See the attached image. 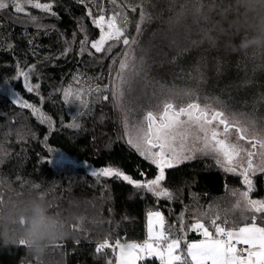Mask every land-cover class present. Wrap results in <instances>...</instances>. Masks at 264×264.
Returning <instances> with one entry per match:
<instances>
[{
	"label": "trees",
	"instance_id": "obj_1",
	"mask_svg": "<svg viewBox=\"0 0 264 264\" xmlns=\"http://www.w3.org/2000/svg\"><path fill=\"white\" fill-rule=\"evenodd\" d=\"M119 1L139 4V0ZM53 2L56 17L28 9V14L38 17L35 23L11 7L0 11V188L11 185L13 190L23 194L27 182H39L45 188L51 186L54 190L48 193L47 200L52 204L53 214L65 219L78 218L72 222L71 235L48 249L43 264H104V257L95 253V243L108 234L142 240L149 210L161 211L168 224L178 228L177 218L182 212L187 222L197 209L207 210V205L214 201L224 204L227 190L242 188V185L239 177L223 172L210 157L166 169L163 186L173 193L172 200L157 199L114 178L97 181L92 177V170L107 166L119 167L135 179L154 178L156 169L123 140L121 122L116 113L111 112L114 105L111 96L101 101L96 99V94L94 98L85 95L82 99L88 101L87 107L75 96L65 100L63 92L69 87L76 92L83 84L109 86L112 67L115 69L118 65L113 61H119L121 51L117 53L115 49L109 55L96 53L94 57L87 51L81 54L85 35L90 40L99 36V30L87 16L88 8L78 0ZM86 3L92 7L94 15L102 6L106 15L111 13L105 6H112L109 0H86ZM182 3L183 0H148L143 8L151 19L141 25L139 36L135 25L140 19V7L135 12L130 7L124 8L133 21L128 34L137 37L136 53L146 73V58L158 49L155 35L172 13V6ZM87 47L90 49V45ZM65 49H70L67 55L63 54ZM260 51L264 61V49ZM17 65L24 71L34 66L30 82L39 84V89L27 91L22 78H16ZM14 96L50 116L55 130L41 123L39 114L33 116L30 109L13 104ZM245 107V112H249L250 104ZM73 123L80 124L81 128L65 127ZM124 149L151 167L154 174L141 177L127 166L105 158V155L122 154ZM57 160L62 164L53 162ZM254 179L259 189L253 198H264L262 177ZM81 218L84 230L75 231L74 228L81 226ZM198 238L196 233L188 234L189 240ZM0 264L38 262L28 254L26 246L0 244Z\"/></svg>",
	"mask_w": 264,
	"mask_h": 264
},
{
	"label": "snow or ice",
	"instance_id": "obj_2",
	"mask_svg": "<svg viewBox=\"0 0 264 264\" xmlns=\"http://www.w3.org/2000/svg\"><path fill=\"white\" fill-rule=\"evenodd\" d=\"M109 2L114 6L110 15H106L103 7L94 15L86 0H78L88 8L87 16L99 30L98 39L90 40L85 35L80 52L87 51L90 57L96 53L109 55L114 48L123 46L122 58L113 61L119 67L111 77L110 86L81 88L74 93L75 99L87 107L88 101L82 99L85 95L95 93L96 99L101 101H107L111 96L113 104L121 112L126 143L155 167L156 174L154 178L135 179L119 167L107 166L92 170L90 175L97 181L114 178L157 199L172 200L173 193L163 186L166 169L196 159L199 154L212 158L223 172L239 177L242 188L228 189L224 204L214 201L207 205V210L197 209L187 222L182 212L177 218L178 228L168 224L161 211L149 210L146 235L142 240L108 234L95 243V253L104 257V264H155L157 261L159 264H264V198H253L259 189L254 178L264 174V117L240 115L229 111L226 106L217 107L207 100L202 101L196 90L186 89L177 94L183 99L165 96L154 105L141 108L138 118L130 119L132 109L125 103L126 92L131 91L133 76L143 71V61L138 70L133 49L138 40L128 34L133 21L124 8L130 7L135 12L140 7V19L135 25L139 36L141 25L151 19L143 8L148 0H139V4L132 5L118 3V0ZM10 7L18 14L24 13L33 23L38 17L26 13V7L57 16L53 0H0V11ZM196 11L199 12V9ZM185 15L182 8L176 22L179 23ZM68 51L70 49H65L63 54L67 55ZM33 70L34 66L24 71L17 65L16 78L23 77L24 87L29 93L40 87L30 83L29 74ZM198 79L203 82L202 73ZM63 95L67 101L73 95L71 87L65 89ZM12 103L30 109L33 116L39 114L40 122L55 130L52 118L41 113L35 105L18 96H14ZM65 127L80 129L81 125L73 123ZM139 175L146 177L147 174L139 171ZM80 225L74 230H84L83 218ZM190 232L200 238L189 240ZM19 244L26 246L24 241Z\"/></svg>",
	"mask_w": 264,
	"mask_h": 264
},
{
	"label": "rangeland",
	"instance_id": "obj_3",
	"mask_svg": "<svg viewBox=\"0 0 264 264\" xmlns=\"http://www.w3.org/2000/svg\"><path fill=\"white\" fill-rule=\"evenodd\" d=\"M105 6L107 11L112 12L113 5ZM102 7L105 9L104 6ZM29 8L26 7V13ZM182 8L186 15L177 23V16ZM172 9V13L155 35L158 49L154 55L146 58L148 74L143 68L139 75L133 76L131 91L126 92L125 103L132 109L130 119L138 118L141 108L150 107L165 96L173 95L177 100L183 99L182 95L177 94L183 93L186 89L196 90L202 101L207 100L217 107L226 106L229 111L240 115L252 114L264 117L262 52L260 49H250L246 53L226 51L224 38L218 39L219 26L223 24L224 17L234 15L230 10V0H183L181 5H173ZM197 9L199 12L196 11ZM120 47L114 48L113 51L118 49L117 53L120 51L122 53L124 48ZM133 49L139 70L141 57L137 56L135 45ZM121 58L122 56L119 59ZM236 62L237 65L234 64ZM118 67L119 65L115 69L112 67L111 77H114ZM201 73L204 77L203 82L198 79ZM31 76L32 72L29 78ZM21 78L24 82L23 77ZM111 84L112 79L109 80V86ZM94 87L83 84L79 89ZM72 92V96H75V91ZM91 97L94 98L95 93ZM249 104L251 109L246 113L245 106ZM113 111L121 122V112L115 105L111 108V112ZM121 129L122 138L126 142L122 123ZM203 157L205 156L198 154L196 159ZM105 158L113 163L127 166L137 175L139 171L145 172L146 176L154 174L151 167L141 163L125 149L122 154L105 155ZM53 162L57 165L62 164V161L58 160ZM187 162L189 161L184 163ZM260 176L264 184V174Z\"/></svg>",
	"mask_w": 264,
	"mask_h": 264
},
{
	"label": "clouds",
	"instance_id": "obj_4",
	"mask_svg": "<svg viewBox=\"0 0 264 264\" xmlns=\"http://www.w3.org/2000/svg\"><path fill=\"white\" fill-rule=\"evenodd\" d=\"M230 10L234 15L225 16L218 31L225 50L246 53L264 49V0H230ZM53 190L39 182H27L23 194L11 185L0 188V244L24 241L28 254L43 264L48 249L71 235L72 222L78 219L53 214L47 200Z\"/></svg>",
	"mask_w": 264,
	"mask_h": 264
},
{
	"label": "crops",
	"instance_id": "obj_5",
	"mask_svg": "<svg viewBox=\"0 0 264 264\" xmlns=\"http://www.w3.org/2000/svg\"><path fill=\"white\" fill-rule=\"evenodd\" d=\"M199 238H200V237H199ZM199 238H198V239H199Z\"/></svg>",
	"mask_w": 264,
	"mask_h": 264
}]
</instances>
